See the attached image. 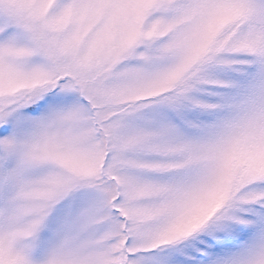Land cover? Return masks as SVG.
<instances>
[{
    "label": "snow or ice",
    "instance_id": "snow-or-ice-1",
    "mask_svg": "<svg viewBox=\"0 0 264 264\" xmlns=\"http://www.w3.org/2000/svg\"><path fill=\"white\" fill-rule=\"evenodd\" d=\"M0 264H264V0H0Z\"/></svg>",
    "mask_w": 264,
    "mask_h": 264
}]
</instances>
